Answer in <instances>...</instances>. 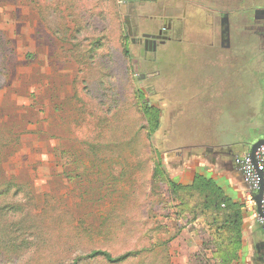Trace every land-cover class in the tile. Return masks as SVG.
<instances>
[{"label":"rangeland","instance_id":"rangeland-1","mask_svg":"<svg viewBox=\"0 0 264 264\" xmlns=\"http://www.w3.org/2000/svg\"><path fill=\"white\" fill-rule=\"evenodd\" d=\"M166 3L0 0V264H113L95 250L137 253L114 264H191L197 242L155 166L248 126L264 137L259 80L231 85L217 63L238 77L263 60L248 26L217 53L192 23L145 56L136 25L155 31ZM145 98L161 112L151 138Z\"/></svg>","mask_w":264,"mask_h":264},{"label":"crops","instance_id":"crops-1","mask_svg":"<svg viewBox=\"0 0 264 264\" xmlns=\"http://www.w3.org/2000/svg\"><path fill=\"white\" fill-rule=\"evenodd\" d=\"M256 3L264 6V1L257 0ZM260 9L261 10L259 11L264 13V7ZM259 49L262 52L263 60L260 64L261 68L254 69L253 66L251 67V62L248 64L246 63L247 65L245 64L243 66V72L238 77L235 76L236 73L232 74L234 66L231 63L226 62V59L223 62H220V60L217 61L219 66L223 69L224 82H228L229 78L231 85H240V80L243 76L247 75L245 73L249 71L252 83L254 78L256 81L259 80L258 84L264 90L262 87L264 82V48L259 47ZM227 64L228 67L226 68ZM252 83H247L246 86H240H243L245 87L244 89H246L250 88ZM214 85L218 87L223 86L219 83H214ZM241 93L245 96V90L244 92L241 91ZM247 94H249V92ZM262 96H260V98H262ZM262 110H260L261 114ZM247 128L248 134L246 136H240L231 143H224L219 146L209 144L202 145L198 149H192L185 158H182L183 155L179 153L181 158L176 159V161H172L170 167L168 166V169L165 168L170 176V179L178 184L191 185L197 175L214 181L216 185L222 188L225 195L233 203L240 207L243 221L241 245L236 252V258L229 260L227 264H264V228L260 222V214L257 206L246 204V193L249 190V186L245 182L243 173L239 170L235 163L237 156L250 153L252 145L257 140L261 139V137H258L257 135L259 127L248 126ZM211 222L212 221L209 215H203L196 221L184 222L181 230L191 233V236L194 237L197 242V247L193 252L202 247V234H204V236H210L213 232H215L214 226L211 227ZM229 236V232H225L223 240L226 241V238ZM227 247H229L228 251L226 249ZM224 248V252L233 251L229 244H226ZM219 255L220 254H218L215 250L213 253L210 251L209 256H212L213 262L219 264Z\"/></svg>","mask_w":264,"mask_h":264},{"label":"flooded vegetation","instance_id":"flooded-vegetation-1","mask_svg":"<svg viewBox=\"0 0 264 264\" xmlns=\"http://www.w3.org/2000/svg\"><path fill=\"white\" fill-rule=\"evenodd\" d=\"M137 1L154 3L156 5L155 9L159 2V0H126L127 3ZM166 1L167 3L161 7V11L164 10V12L149 16L151 19L159 22L158 28L155 31H147L140 34L139 28L136 25V35L132 38L134 43L143 45L145 56L150 52L154 54L153 60L157 58V49L160 45L167 44L168 42H177L178 44L183 42L185 35L188 34L187 31H194L189 29L190 23L200 26L197 29L198 37L212 39L206 41L208 42V47L211 46L212 49H216V40H220L223 43L222 47H217V53L222 50L221 48L228 49L229 51L234 49L236 51L234 42L237 40L235 38L241 35L239 33L240 28H246V26L249 29L243 30V34H246L244 36L252 39V36L255 35L258 39L257 43H259V47L264 48V13L259 11L264 6L257 4L255 6H248L245 0ZM195 21L196 23H194ZM204 26H206V29L209 28L207 29L209 34L206 33ZM146 33L156 35L158 38L153 39V41L147 40L144 37Z\"/></svg>","mask_w":264,"mask_h":264},{"label":"trees","instance_id":"trees-1","mask_svg":"<svg viewBox=\"0 0 264 264\" xmlns=\"http://www.w3.org/2000/svg\"><path fill=\"white\" fill-rule=\"evenodd\" d=\"M143 104V113L149 126L147 134L151 138L160 127L161 112L157 106L150 103L146 98ZM157 174L160 175L161 180L168 184L169 194L178 201L175 206L181 218L187 222H192L203 215H209L212 221L211 227L214 226L215 228V232L210 236L202 234V247L192 253L191 264H218L213 262L212 256H209L210 251L213 253L215 250L220 254L219 258L217 257L220 260L219 264H227L229 260L235 259L242 237L243 221L240 207L233 203L214 181L203 176L197 175L191 185L175 183L169 178L160 160L155 166L153 177H156ZM225 232L230 234L226 241L223 240ZM226 244H229L233 251L224 252ZM226 249L228 251L229 247ZM136 254L135 252H128L120 256H113L108 251L95 250L90 254V257H103L114 264Z\"/></svg>","mask_w":264,"mask_h":264},{"label":"built area","instance_id":"built-area-1","mask_svg":"<svg viewBox=\"0 0 264 264\" xmlns=\"http://www.w3.org/2000/svg\"><path fill=\"white\" fill-rule=\"evenodd\" d=\"M236 166L243 173L246 184L249 190L246 193V204L257 206L256 193L261 186V175L264 182V145L260 146L255 153V161L250 153L237 156L235 159ZM262 209L264 213V188L262 197ZM260 222L264 228V217L260 216Z\"/></svg>","mask_w":264,"mask_h":264},{"label":"water","instance_id":"water-1","mask_svg":"<svg viewBox=\"0 0 264 264\" xmlns=\"http://www.w3.org/2000/svg\"><path fill=\"white\" fill-rule=\"evenodd\" d=\"M144 37L147 40H152V41H153V39L158 38L156 35H152L150 33L144 34ZM262 145H264V138L257 140L252 145L250 154H251L252 158L254 159V161H255V153H256L257 149ZM260 175H261V186H260L259 191L256 193L255 199H256V203H257L258 212H259L261 217H264V213H263V209H262V197H263L264 182H263L262 173H260Z\"/></svg>","mask_w":264,"mask_h":264}]
</instances>
